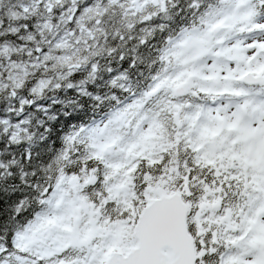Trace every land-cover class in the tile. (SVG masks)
Returning a JSON list of instances; mask_svg holds the SVG:
<instances>
[{"label": "snow or ice", "instance_id": "1", "mask_svg": "<svg viewBox=\"0 0 264 264\" xmlns=\"http://www.w3.org/2000/svg\"><path fill=\"white\" fill-rule=\"evenodd\" d=\"M0 264H264V0H0Z\"/></svg>", "mask_w": 264, "mask_h": 264}]
</instances>
